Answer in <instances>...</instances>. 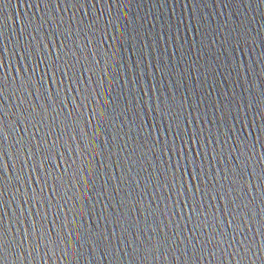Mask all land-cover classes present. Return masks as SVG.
I'll return each instance as SVG.
<instances>
[{"label":"water","instance_id":"water-1","mask_svg":"<svg viewBox=\"0 0 264 264\" xmlns=\"http://www.w3.org/2000/svg\"><path fill=\"white\" fill-rule=\"evenodd\" d=\"M0 264H264V0H0Z\"/></svg>","mask_w":264,"mask_h":264}]
</instances>
